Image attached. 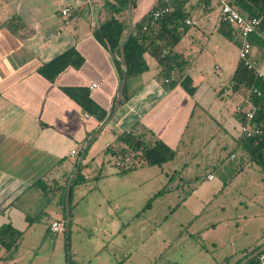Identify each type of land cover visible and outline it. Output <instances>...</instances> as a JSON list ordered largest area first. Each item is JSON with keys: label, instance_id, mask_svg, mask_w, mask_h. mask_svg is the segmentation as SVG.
I'll list each match as a JSON object with an SVG mask.
<instances>
[{"label": "crops", "instance_id": "1", "mask_svg": "<svg viewBox=\"0 0 264 264\" xmlns=\"http://www.w3.org/2000/svg\"><path fill=\"white\" fill-rule=\"evenodd\" d=\"M142 1L135 0L130 11L127 8L126 14H118V17H126L127 24L130 20L132 26L159 2L150 0L151 8L135 18V10ZM174 1L184 14L186 27L191 25L186 21L193 20V25L200 27L201 36L208 38L209 33L215 37L213 42L196 44L192 40L190 47L198 53L197 57L212 53L216 63L214 70L221 71L225 67L228 38L218 30L217 1L167 0L169 5ZM64 7L70 9L67 16L61 14ZM214 8L217 10V23L211 26ZM109 17L105 0H0V227L10 224L23 232L12 258L4 257L5 248L0 244V264H34L33 260L39 257L38 252L43 254L47 248L58 245V238L55 241L48 238V235L59 234L52 232L49 225L53 220L65 223L66 217L63 219L58 201L63 187L67 190V185L74 178L83 153L80 163L84 165L82 173L86 177L90 167L99 162L101 156L111 157L105 152L106 146L122 132L139 137L146 146L161 140L176 153L188 143L200 142L199 147L204 146L214 134L207 132L202 117L193 119L195 107L200 105L198 101L204 96L201 93L198 97L201 84L215 92L219 86L222 98L226 95L236 100L242 98V103L251 106L247 91L238 88L225 94L226 86L222 87L218 81L201 73L194 76L192 69L185 65L182 72L191 78L195 88L193 94H189L179 84L177 73L163 79L158 64L151 69L146 58L148 69L127 80V98L123 100L119 93L122 77L116 58L93 35L94 30ZM232 38L238 45L235 30ZM72 47L83 57L80 67L68 66L53 81L38 72L44 63ZM175 52L187 62L186 50ZM237 56L232 64L234 70L240 61L239 49ZM250 58L254 68L264 76L263 42L253 40ZM170 78L173 80L165 82ZM172 81L176 82L169 86ZM93 82H101V85L92 89L90 84ZM232 84L230 77L231 88ZM65 87L85 88L89 97L106 112L105 120L100 121L86 112L65 93ZM242 105L235 107V119L239 124H243ZM200 107L204 112L203 106ZM215 124H219L217 120ZM241 134L235 137L238 144ZM72 150H75L74 155L70 154ZM192 153L196 155L198 150ZM130 159L136 158L130 156ZM99 164L102 169L103 162ZM115 164L117 174L130 170L119 173L127 165L122 166L117 160ZM38 179L46 183L44 191L35 185ZM73 220H70V225ZM260 225L263 228L264 222ZM262 246L264 240L232 264L249 262ZM67 259L66 256V264Z\"/></svg>", "mask_w": 264, "mask_h": 264}, {"label": "rangeland", "instance_id": "2", "mask_svg": "<svg viewBox=\"0 0 264 264\" xmlns=\"http://www.w3.org/2000/svg\"><path fill=\"white\" fill-rule=\"evenodd\" d=\"M150 6V0H143L135 18ZM210 18L211 26L217 23L215 8ZM199 29L193 24L186 27L175 51H187L186 67L194 76L201 73L226 86L225 94L232 93L229 81L239 46L228 39L225 67L215 72L214 55L197 57L190 47L192 40L214 41L209 33L208 38L201 36ZM145 58L151 69L156 68L153 57ZM216 88L215 92L201 84L198 89L199 98L204 94L198 101L204 112L196 105L193 119L202 117L207 132L214 134L204 146L188 143L160 165L126 159L122 166L135 167L124 174L115 173V158L101 156L86 180L71 189L69 212L74 220L68 245L63 233L48 235L52 241L58 238V245L38 252L33 263L66 264L69 254L73 264H232L260 244L264 171L235 139L242 127L235 107L243 104L246 111L249 106L242 98H222Z\"/></svg>", "mask_w": 264, "mask_h": 264}, {"label": "trees", "instance_id": "3", "mask_svg": "<svg viewBox=\"0 0 264 264\" xmlns=\"http://www.w3.org/2000/svg\"><path fill=\"white\" fill-rule=\"evenodd\" d=\"M129 0H105V5L110 11V17L102 22L93 32L95 39L104 46L110 54L122 43L127 35V18L118 17V14H126L127 4ZM169 1V0H168ZM233 5L240 10L242 14L248 17H262V27L264 29V0H232ZM135 4V0H131V6ZM170 7V11L153 20L151 13L154 10ZM185 17L180 8L175 5V1L169 5L167 0H159L158 4L139 21L132 23L128 39L121 47L117 49L115 63L119 70L120 78L122 77L124 63L127 67L126 81L122 90V98H127V80L138 74L145 72L148 69L144 55L148 53L157 62L161 68L164 78L170 77L177 73L180 80L179 84L189 93L193 94L194 87L189 76L183 74L186 61L181 54L173 49L180 42L185 30ZM11 29L14 26H10ZM145 27V28H144ZM218 30L228 39L232 38L234 28L229 24L220 21ZM253 40L258 43L263 42L257 35L250 36V42ZM83 57L75 48H69L63 53L57 55L49 62L44 63L39 67L38 72L47 80L53 81L60 72L68 66L78 68L83 63ZM232 88L238 89L243 86L250 91L248 100L254 109L253 118L249 122L252 129H258L259 132L252 131L249 135L241 134L239 142L243 149L248 153L251 160L256 162L264 171V82L257 77L252 69H248L240 61L238 62L232 76ZM176 81L169 83V86L175 84ZM165 86H167L164 83ZM253 88L261 90L260 95L252 92ZM65 93L74 99L86 112L95 116L98 120L103 121L106 118V112L100 108L88 95L83 87H65ZM243 124L248 121L244 114L242 117ZM106 153H109L112 158L121 162L139 157L142 164L160 165L175 155V149L167 145L161 140H157L151 146H146L144 143L129 132L118 134L114 141L106 146ZM84 165L80 163L77 166L76 174L72 180L69 203L71 200V189L74 185L83 183L87 177L82 173ZM134 165H128L125 169L119 170V173H124L126 170L133 168ZM35 185L42 191L46 188V183L41 179L35 182ZM65 193L66 187H63V192L58 203L65 219ZM149 206V203L147 204ZM146 205V206H147ZM66 236V231H64ZM23 236V232L14 229L10 224L0 227V244L5 248V258H12L17 250L19 241ZM67 238V237H66ZM257 256L250 258L249 262H255ZM69 264H73L70 260Z\"/></svg>", "mask_w": 264, "mask_h": 264}, {"label": "built area", "instance_id": "4", "mask_svg": "<svg viewBox=\"0 0 264 264\" xmlns=\"http://www.w3.org/2000/svg\"><path fill=\"white\" fill-rule=\"evenodd\" d=\"M219 7V20L223 23L229 24L231 27L234 28L236 35H237V42L239 45V60L240 62L246 66L248 69H252L255 75L262 79L264 82L263 74L254 68V65L251 61V48L252 44L250 42V36L257 35L261 38L264 43V29L262 27V17H248L245 16L237 9L232 0H216ZM170 7H164L157 10L152 11L151 17L153 20L158 19L163 14L170 11ZM69 8L64 7L61 9V14L67 16L69 13ZM187 24H195L193 20H187ZM145 28V27H144ZM173 78L165 79V82L171 81ZM101 85V82H93L90 84V88H98ZM252 92L256 95L261 94V90L257 88H253ZM237 110H241L237 107ZM254 109L252 106L244 111V116L247 119L246 124H242L241 133L249 135L252 131L258 133V129H252L250 127V121L253 118ZM71 155L75 154V150H72ZM211 177V176H210ZM49 229L54 233H64L65 231V223L62 220H53L50 225ZM245 264H264V249L257 255L255 262L253 263H245Z\"/></svg>", "mask_w": 264, "mask_h": 264}, {"label": "water", "instance_id": "5", "mask_svg": "<svg viewBox=\"0 0 264 264\" xmlns=\"http://www.w3.org/2000/svg\"><path fill=\"white\" fill-rule=\"evenodd\" d=\"M130 7H131V0H129L128 4H127V8H128L129 11H130ZM130 27H131V23H130V20H129L128 21V32H127V35H126L124 41L122 43H120L118 45V47L113 52V55H114V57L116 59H119L117 57V49L119 47H121L123 45V43L128 39V36H129V33H130ZM122 65L124 67V71H123L122 78H121V81H120V88H119L120 95H122V90H123L124 83L126 81V74H127L126 65L124 63H122ZM83 156H84V153L81 155V157H80V159L78 161V165L80 164ZM72 180L67 185V190H66V193H65V217H66V219H65V230H66V236H67V245H68V241H69L68 238H69V233H70L69 193H70V187H71ZM263 249H264V246H262L260 249H258L256 251L255 255L257 256ZM246 262H247V260L244 261V262H241L239 264H244ZM69 263H70V255L68 254L67 264H69Z\"/></svg>", "mask_w": 264, "mask_h": 264}]
</instances>
